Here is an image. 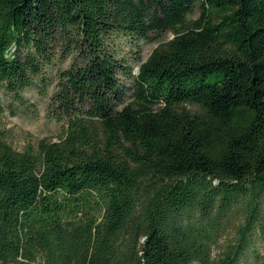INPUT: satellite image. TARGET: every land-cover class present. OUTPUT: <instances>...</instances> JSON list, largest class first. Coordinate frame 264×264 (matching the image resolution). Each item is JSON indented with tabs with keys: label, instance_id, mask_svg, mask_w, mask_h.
I'll list each match as a JSON object with an SVG mask.
<instances>
[{
	"label": "trees",
	"instance_id": "trees-1",
	"mask_svg": "<svg viewBox=\"0 0 264 264\" xmlns=\"http://www.w3.org/2000/svg\"><path fill=\"white\" fill-rule=\"evenodd\" d=\"M167 33L134 76L110 49L113 35ZM57 54L69 61L49 103L61 137L16 151L0 133V264H240L257 254L264 0H0V90L20 98L50 84Z\"/></svg>",
	"mask_w": 264,
	"mask_h": 264
},
{
	"label": "rangeland",
	"instance_id": "rangeland-1",
	"mask_svg": "<svg viewBox=\"0 0 264 264\" xmlns=\"http://www.w3.org/2000/svg\"><path fill=\"white\" fill-rule=\"evenodd\" d=\"M199 9L196 8L188 18H196ZM172 38L170 33L161 35L156 40L144 41L142 39H131L119 35H113L110 42V49L115 50L116 58L130 68L132 76L136 75L140 62L147 59L152 50L162 40ZM69 61H62L59 54L55 61L45 68V75L50 84L33 86L20 92V98L4 89L0 90V133L3 138L16 151H23L32 148L36 149L38 141L45 139L57 141L62 134L64 121H57L53 109L49 107L50 98L55 90V75L59 69H64ZM119 79L126 89L125 101L130 99V80L119 75ZM194 110V107H187ZM234 229H228L218 239L213 247V253L218 254L223 250L228 239L233 237ZM254 245L257 254L249 252L241 260L240 264H264V245L259 238L255 239Z\"/></svg>",
	"mask_w": 264,
	"mask_h": 264
}]
</instances>
